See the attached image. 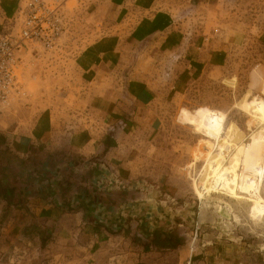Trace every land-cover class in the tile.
Here are the masks:
<instances>
[{
	"label": "rangeland",
	"instance_id": "374dc122",
	"mask_svg": "<svg viewBox=\"0 0 264 264\" xmlns=\"http://www.w3.org/2000/svg\"><path fill=\"white\" fill-rule=\"evenodd\" d=\"M19 1L0 0L3 33ZM80 1L67 3L62 47L39 60L24 58L23 99L0 113V264H264V205L219 194L202 199L208 192L243 197L238 181L254 170L264 183V0L152 5L170 11L180 32L208 49L205 67L193 73L186 89L154 107V131L134 138L137 181L129 187L148 204L170 209L167 239L177 249L148 248L153 238L138 237L135 225L129 234L116 230L97 245L93 217L86 220L69 206V184L47 200L30 183V195L22 197L26 175L12 139L64 123L71 135L62 138L85 135L91 150L102 135L98 117L85 115L83 64L112 27L106 24L107 0ZM34 196L44 200L29 207ZM54 200L63 211L53 213Z\"/></svg>",
	"mask_w": 264,
	"mask_h": 264
},
{
	"label": "crops",
	"instance_id": "0c3cea01",
	"mask_svg": "<svg viewBox=\"0 0 264 264\" xmlns=\"http://www.w3.org/2000/svg\"><path fill=\"white\" fill-rule=\"evenodd\" d=\"M155 2L163 5V0H107L106 24L112 27L111 35L101 48L89 51L91 62L83 64L88 74L86 97H82L87 100L85 115L98 117L97 128L102 133L93 151L87 149L85 135L62 138L71 135L65 132L64 123L40 126L21 139H12L11 147L23 166L21 174L28 178L21 183L25 188L22 197L30 195L26 189L31 184L40 189V195L46 192L47 200V195L69 184L73 195L69 206L78 207L76 214L86 220L93 217L97 245L116 230L129 234L134 225L138 237H171L170 209L148 204L150 200L143 201L129 187L137 181L132 174L134 138L154 131L158 119L154 107L186 89L193 73L205 67L208 49L180 32L181 25L170 11L152 10ZM184 6L192 8V0H184ZM11 12L8 17L16 10ZM92 156L100 160L90 161ZM34 197L29 207L44 200ZM54 202L53 213L64 209L58 200Z\"/></svg>",
	"mask_w": 264,
	"mask_h": 264
},
{
	"label": "built area",
	"instance_id": "2783aa9c",
	"mask_svg": "<svg viewBox=\"0 0 264 264\" xmlns=\"http://www.w3.org/2000/svg\"><path fill=\"white\" fill-rule=\"evenodd\" d=\"M68 1L21 0L15 14L7 17L6 33L0 23V113L23 99L24 58L39 60L62 47Z\"/></svg>",
	"mask_w": 264,
	"mask_h": 264
},
{
	"label": "bare ground",
	"instance_id": "6f19581e",
	"mask_svg": "<svg viewBox=\"0 0 264 264\" xmlns=\"http://www.w3.org/2000/svg\"><path fill=\"white\" fill-rule=\"evenodd\" d=\"M251 173L252 174H249V175L243 174V176L240 178V184L238 181L237 185H240L239 188L243 194V197L231 196V195L220 193V192H214V193L208 192L205 196L202 197V199L209 194H219V195H225L235 200L243 199L251 203L253 207H254L253 204L255 203L264 205V183L262 180V174L256 170L251 171Z\"/></svg>",
	"mask_w": 264,
	"mask_h": 264
},
{
	"label": "trees",
	"instance_id": "16d2710c",
	"mask_svg": "<svg viewBox=\"0 0 264 264\" xmlns=\"http://www.w3.org/2000/svg\"><path fill=\"white\" fill-rule=\"evenodd\" d=\"M63 210V209H62ZM161 238V239H160ZM149 246H152L153 248L159 249V250H175L177 249V247H175L170 240H168L166 237H161V236H157L155 235L152 242L150 243Z\"/></svg>",
	"mask_w": 264,
	"mask_h": 264
}]
</instances>
